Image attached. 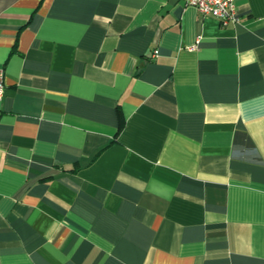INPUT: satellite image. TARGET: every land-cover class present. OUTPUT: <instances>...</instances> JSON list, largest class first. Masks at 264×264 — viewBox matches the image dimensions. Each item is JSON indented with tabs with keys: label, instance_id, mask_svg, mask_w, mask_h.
<instances>
[{
	"label": "crops",
	"instance_id": "obj_1",
	"mask_svg": "<svg viewBox=\"0 0 264 264\" xmlns=\"http://www.w3.org/2000/svg\"><path fill=\"white\" fill-rule=\"evenodd\" d=\"M0 0V264H264V0Z\"/></svg>",
	"mask_w": 264,
	"mask_h": 264
},
{
	"label": "built area",
	"instance_id": "obj_2",
	"mask_svg": "<svg viewBox=\"0 0 264 264\" xmlns=\"http://www.w3.org/2000/svg\"><path fill=\"white\" fill-rule=\"evenodd\" d=\"M187 6L194 7L201 16H212L218 20L221 26L235 24L239 21L234 0H184ZM5 72L0 68V101L4 95ZM1 115V111H0Z\"/></svg>",
	"mask_w": 264,
	"mask_h": 264
}]
</instances>
